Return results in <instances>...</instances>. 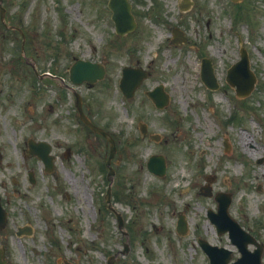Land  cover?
<instances>
[{"label":"rangeland","instance_id":"1","mask_svg":"<svg viewBox=\"0 0 264 264\" xmlns=\"http://www.w3.org/2000/svg\"><path fill=\"white\" fill-rule=\"evenodd\" d=\"M128 1L136 27L119 36L106 0H2L4 21L25 36L21 51L19 33L0 23V196L8 214L0 248L6 264H104L126 243L127 253L113 264H207L197 238L233 246L206 219L216 203L198 194L205 177L213 194L231 195V218L264 243V0H191L185 12L178 8L182 0ZM173 27L184 32L181 43L169 42ZM241 48L255 77L243 99L224 81ZM203 58L213 68L216 91L200 82ZM31 59L38 73L65 81L77 59L105 67L102 81L75 90L84 112L114 135L110 200L121 230L106 211V142L82 128L87 141L78 152L73 97L59 80H38ZM124 66L150 74L131 100L117 91ZM158 85L169 95L164 115L143 93ZM138 121L151 132L166 131L165 144L142 138ZM29 139L51 145L50 173L24 155ZM152 153L165 155L162 178L143 167ZM178 212L186 215L184 236L175 230ZM18 227L30 234L16 236Z\"/></svg>","mask_w":264,"mask_h":264},{"label":"water","instance_id":"2","mask_svg":"<svg viewBox=\"0 0 264 264\" xmlns=\"http://www.w3.org/2000/svg\"><path fill=\"white\" fill-rule=\"evenodd\" d=\"M233 1H238V0H233ZM109 8H111V10L114 11L113 20H114L116 28H117V30L119 31L120 34L125 33L127 30L133 29L134 23H133L131 15L129 14V5H128L126 0H111L110 4H109ZM121 8L125 9L124 11H126V14L125 13L124 14L120 13V12L123 11V9H121ZM127 20H129V21H127ZM239 69H244L245 71L248 70L247 61H246V58H245L244 55H243L242 61L237 66H234L231 71H229L227 80L230 83H232V77H233V82L236 83V79L233 76V73H235ZM71 72H72L71 78L75 79V80H78V81L80 79H82V78L89 79V80L92 81V80H95L97 78H101L102 75H103V69L102 68H100L99 66L97 67L96 65H93V64H90V63H87V62H77L72 67ZM73 72H74V75H73ZM130 72L131 71L129 69H124L123 70V80L124 81H129L133 85V81L130 80V78H128V80L126 79L127 74H129ZM79 76L81 78H79ZM140 77H142V75ZM78 81H75V82H78ZM250 81H253V80L250 79V80L246 81L247 82L246 83V88H248V89H251V87H252V83L248 85V83H250ZM244 86H245V83H244ZM93 129L95 131L103 134L104 136H106L109 139L108 135L102 133L101 131H99L96 128H93ZM110 142H111V154H110V157H111V155L113 154L114 148H113V143H112L111 140H110ZM42 150H43V153L45 155L46 151L44 149H42ZM41 155L43 156V154H41ZM150 165L151 164L149 162L148 167H150ZM153 169L157 171L159 169V167L157 165H155L153 167ZM151 171H152V169H151ZM153 172L155 174H161V172H155V171H153Z\"/></svg>","mask_w":264,"mask_h":264}]
</instances>
